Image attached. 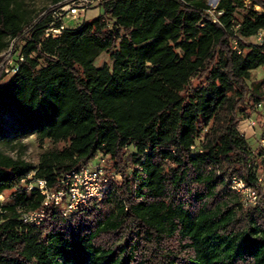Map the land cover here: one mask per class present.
Here are the masks:
<instances>
[{"label": "trees", "instance_id": "trees-1", "mask_svg": "<svg viewBox=\"0 0 264 264\" xmlns=\"http://www.w3.org/2000/svg\"><path fill=\"white\" fill-rule=\"evenodd\" d=\"M53 1L33 20L0 0V54L25 40L15 71L0 68V118L67 143L37 166L0 149V264H264V148L238 128L264 106V77L251 79L264 0H219L215 15L207 0H100L101 14L46 37L68 0ZM102 52L111 63L97 66ZM99 153L122 176L101 199L27 219L45 201L31 183L59 189Z\"/></svg>", "mask_w": 264, "mask_h": 264}, {"label": "rangeland", "instance_id": "rangeland-1", "mask_svg": "<svg viewBox=\"0 0 264 264\" xmlns=\"http://www.w3.org/2000/svg\"><path fill=\"white\" fill-rule=\"evenodd\" d=\"M22 4V9L25 12V16L36 20L39 16L43 15L46 10L53 6V0H16ZM208 4L211 6V9L208 12L211 15L217 14L216 6L219 0H207ZM79 0H68V6H72L70 11L75 8L74 4H79ZM68 12L65 11L64 21L67 26H75L83 20L92 19L103 12L101 4L98 2L90 5L86 8L84 15L79 17L78 19H72V17L67 16ZM245 10H239L237 12V17L241 18L245 14ZM250 41H256V38L248 39ZM25 40L23 37H20L16 40L11 41L9 49L5 51V54H0V59L4 57V61H0V68H4L5 64H10V60L12 57H16V50H19L21 46H23ZM12 53L10 54L9 52ZM10 54V55H9ZM104 63H111V58L108 52H102L101 55L97 58L95 64L97 66H101ZM264 77V69L263 67H259L254 70L252 73V80H258ZM250 82V81H249ZM260 108V107H259ZM264 106L261 107V110L256 109L255 112L252 113L251 117L243 118L239 122L238 128L243 134L248 142L251 150L254 155H257L259 152V147L261 146V139L263 137L262 133L264 132ZM254 122V124L252 123ZM67 145L66 142H54L50 139H46L44 141H40L35 134L29 135H21L17 131L16 124L13 119H11L8 115H3L0 118V149L6 152L11 156H21L26 161H28L33 166H37L40 162L41 155L47 151L51 150H61L63 147ZM133 148L131 147V150ZM130 151V149H129ZM102 153L98 154V157H94L91 159V163L96 165L97 163L101 164L108 176L111 178L120 181L122 176L112 168V161L108 156L105 158H101ZM263 172V169L262 171ZM12 190H7L1 196L2 200H7L11 194ZM251 204H245L244 207H249Z\"/></svg>", "mask_w": 264, "mask_h": 264}, {"label": "built area", "instance_id": "built-area-1", "mask_svg": "<svg viewBox=\"0 0 264 264\" xmlns=\"http://www.w3.org/2000/svg\"><path fill=\"white\" fill-rule=\"evenodd\" d=\"M79 1V4H74L75 8H73L70 13L68 11L72 6H68L67 8L66 4L68 1L55 9L52 14L53 21L50 27L45 30L46 37H57L61 34L64 28L68 27L64 21L65 11L68 12L67 16L72 17V19H78L84 15L86 8L100 0ZM57 22H60L59 27L55 26ZM261 40L262 34L259 33L257 41ZM9 53L11 54L12 51ZM2 54H5V52ZM15 54L16 57L11 58L10 64H5V66H3L8 73L15 71L14 67H12L16 63L15 58L23 59L20 51H17ZM258 106L260 108L263 107L262 104H259ZM252 123L254 124V122ZM261 145L264 148V135L261 139ZM260 180L264 183V169ZM108 182L109 176L106 174L104 167L99 163L93 165L91 161L81 168L74 169L65 174L62 180V187L59 189H50L47 186V181L45 179H36L30 184L29 189H32L33 186H37L45 195V201L42 207L29 211L27 213V219L30 222L39 224L46 216V206L51 204L55 206H63V214L66 215L67 213L76 210L81 204H85L90 200L101 199L108 190ZM231 187L244 196L245 204H248L249 202L251 204H256L258 202V192L253 187L247 185L243 179L233 177L231 180Z\"/></svg>", "mask_w": 264, "mask_h": 264}]
</instances>
